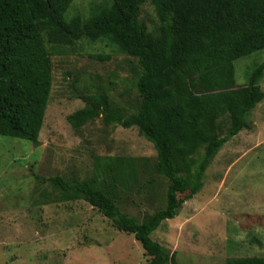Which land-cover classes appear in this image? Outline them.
Wrapping results in <instances>:
<instances>
[{
	"label": "trees",
	"instance_id": "16d2710c",
	"mask_svg": "<svg viewBox=\"0 0 264 264\" xmlns=\"http://www.w3.org/2000/svg\"><path fill=\"white\" fill-rule=\"evenodd\" d=\"M76 0H0V135L38 143L53 87V61L46 43L73 46L82 39L107 40L137 60L135 111L124 114L110 97L85 98L67 120L76 130L102 118L105 124L137 127L154 144L149 159L102 157L93 180H51L62 201L84 200L133 235L147 264H173L152 239L166 220L204 187L206 171L224 145L244 130L264 101V63L237 87L235 62L264 50V0H151L159 27L141 18L146 0H110L83 20L67 19ZM204 151L201 153V151ZM169 181L167 206L140 222L119 207L122 192L140 175ZM179 194H186L179 198ZM228 264H264V257Z\"/></svg>",
	"mask_w": 264,
	"mask_h": 264
},
{
	"label": "rangeland",
	"instance_id": "374dc122",
	"mask_svg": "<svg viewBox=\"0 0 264 264\" xmlns=\"http://www.w3.org/2000/svg\"><path fill=\"white\" fill-rule=\"evenodd\" d=\"M109 4L76 0L66 17L87 20L96 6ZM141 18L151 31L159 27L151 0L143 5ZM46 45L53 87L38 143L0 135V264H147L149 257L133 235L117 230L84 200L62 201L51 183L55 178L93 180L102 157L157 163L154 144L137 127L108 125L99 118L76 130L67 120L93 95L105 94L124 114L133 113L141 100L139 64L107 40ZM262 63L264 50L237 60V87L246 85ZM260 85L264 91V77ZM250 124L216 156L201 192L152 234L175 254L173 264L264 257V101L252 111ZM168 186L160 175H140L122 192L119 207L142 222L166 208Z\"/></svg>",
	"mask_w": 264,
	"mask_h": 264
}]
</instances>
